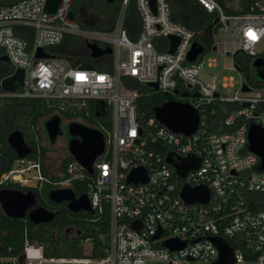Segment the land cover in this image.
Returning <instances> with one entry per match:
<instances>
[{
	"label": "built area",
	"instance_id": "obj_1",
	"mask_svg": "<svg viewBox=\"0 0 264 264\" xmlns=\"http://www.w3.org/2000/svg\"><path fill=\"white\" fill-rule=\"evenodd\" d=\"M75 1L61 0L55 13L45 9L47 0L0 3V51L8 56L13 71L25 72L18 91L3 95L79 107L104 102L105 110L112 109V129L103 130L105 152L94 162L92 173L74 159L58 180L46 174L42 158L32 153L18 158L1 175L0 185L15 183L25 192H36L46 183L55 188L86 183L96 217L109 214V246L104 257L90 253L54 257L42 245L26 240L23 262L20 256L5 257L0 264H220L222 246L231 252L224 264H264V169L248 139L252 123L264 128V80L255 81L259 83L255 88L241 75L233 96L220 90L215 75L211 82L201 80L205 62L217 67L218 60L205 59L209 51L205 46L196 60L188 59L193 44L202 43L194 29L174 18L170 0H155V6L152 0H136V6H131L132 0H114L118 14L110 31L85 29L72 19L69 13ZM196 1L222 23L213 44L217 51L232 60L239 51L253 62L264 58L257 51L264 41V0L242 14H227L217 0ZM130 8L139 15L136 33L129 25ZM20 28L30 29L32 36L22 35ZM170 35L180 39L174 52L169 51ZM68 36L110 46L111 66L104 68L106 55L93 60L59 54L37 57L39 48L54 54L52 49ZM87 61L93 68L81 67ZM230 68L238 70L235 63ZM126 77L147 86L158 83L157 90L149 87L192 104L200 113L198 130L189 135L175 132L154 112L142 119L137 107L142 93L131 88ZM244 83L248 91L243 90ZM227 102L234 107L221 119H212L211 107ZM169 153L194 155L200 165L178 177L167 160ZM139 167L148 180L130 182L132 170ZM185 184L208 188L209 202H186L181 196ZM177 241L185 245L171 247Z\"/></svg>",
	"mask_w": 264,
	"mask_h": 264
},
{
	"label": "trees",
	"instance_id": "obj_2",
	"mask_svg": "<svg viewBox=\"0 0 264 264\" xmlns=\"http://www.w3.org/2000/svg\"><path fill=\"white\" fill-rule=\"evenodd\" d=\"M224 8L227 14H242L250 10L258 0H241L238 9L230 8L226 5V0H217ZM174 18L188 25L197 32L198 40L206 49L213 48V34H208L204 30L210 26L215 18L214 13H210L203 5L196 0H170ZM76 19L80 25L87 29L98 31L112 30L117 14L118 2H109L107 0H76L73 5ZM129 25L134 33L139 26V15L136 8H130ZM176 15H178L176 17ZM67 42V39L64 40ZM63 42V43H64ZM62 43V44H63ZM69 43V42H68ZM85 43V42H84ZM84 47L87 52L86 45ZM74 59V58H73ZM84 59H91L89 51ZM77 60V59H74ZM234 63L241 72H245L247 79L250 78V64L253 63L250 56L242 51L237 52L233 57ZM8 75L13 71L7 68ZM130 83V87L141 91L137 99V107L140 113H146L152 116L154 108L161 106L169 96L155 92L147 85L139 84L134 79L125 78ZM1 81V79H0ZM248 81V80H247ZM5 93L0 84V177L7 170L11 169L18 159L15 150L8 143V136L15 130H20L23 134L27 133L28 121H34L37 115L52 114V116L62 113L68 118H88L91 124L88 125L98 128L103 134L105 127L93 122L96 117L104 121L109 110H103L96 102H89L83 107L74 106L68 102L62 104L57 100H46L41 98H19ZM63 106V107H62ZM234 105L231 103H216L211 108L215 113L211 115L212 119H221ZM97 110L100 114L97 115ZM51 116V117H52ZM31 117V118H30ZM25 136V135H24ZM27 142L33 148V157L40 156L44 158L47 149L41 147L31 135L26 134ZM74 161L72 155L66 158L62 163V172L65 173L70 162ZM52 179L57 178L55 176ZM3 188H20L15 183L0 185ZM53 186L46 183L41 191L37 192L38 203L47 209L55 210L56 218L53 222L34 224L26 218H10L0 206V228L3 233L0 237V259L5 257H19L24 253L26 240L40 244L44 247L47 255L54 257H82L85 256L84 242L91 239L93 246L90 254L95 257H104L109 246V214L106 212L101 218H97L95 211L72 213L64 204H56L49 198V192ZM73 189L77 194H88L86 183L75 182ZM11 264V263H9Z\"/></svg>",
	"mask_w": 264,
	"mask_h": 264
},
{
	"label": "water",
	"instance_id": "obj_3",
	"mask_svg": "<svg viewBox=\"0 0 264 264\" xmlns=\"http://www.w3.org/2000/svg\"><path fill=\"white\" fill-rule=\"evenodd\" d=\"M113 2L114 0H107ZM61 0H47L45 9L50 13H55ZM136 0H132L131 6H136ZM153 6H155V0H152ZM69 16L72 19H76L74 10H71ZM215 26L211 24L204 31L208 34H216L218 29L222 26L217 17L214 21ZM169 40L171 42L170 52H174L177 44L179 43V37L170 35ZM86 48L89 51L91 57H101L111 54L113 52L110 46L106 48L101 47L96 42H85ZM216 46L213 50H216ZM204 51V45L199 42L193 44L192 50L189 53L188 59L194 61L197 56ZM58 54L47 53L44 49L39 48L37 51V57H56ZM69 57L68 55H66ZM73 59L72 57H69ZM0 61H4L10 64V60L6 54L0 52ZM83 68H93L91 62L87 61L82 64ZM256 75L261 80H264V58L259 57L253 62ZM241 71L240 68H238ZM24 70L17 69L10 72L8 75L1 78V88L5 93L17 92L23 85ZM149 86L159 88L158 83H149ZM249 86L244 83L243 90L248 91ZM198 96L199 93H196ZM218 96V94H216ZM103 110H105V103L99 101L97 103ZM244 105H249L248 103ZM100 114V110H97V115ZM154 114L156 118L164 125L169 127L175 132L184 133L186 135L195 133L200 124V113L189 102H181L169 99L161 106L154 108ZM62 118L59 115L50 117L45 121L44 126L48 134L50 142H54L61 129ZM68 133L70 140L68 143V149L72 157L89 172H93V164L96 159L105 152V139L103 133L96 127L90 126L83 122L71 121L68 125ZM249 148L251 151L257 153L261 157L260 168L264 169V128L257 124L252 123L249 129ZM9 145L15 150L18 158H26L33 153V148L30 146L20 130L11 132L7 138ZM169 164L174 168L178 177H185L191 169H197L200 165V159L194 155L187 157H180L174 153H169L167 156ZM148 180L146 171L139 167L132 170L129 181L133 183H141ZM181 196L186 202H202L208 203L210 199V191L204 186L192 187L185 184ZM49 198L58 204L67 203L68 209L71 212L78 213L80 211H91L92 206L87 194L77 196L75 190L72 187L67 188H54L49 192ZM37 196L34 191H23L20 189L3 188L0 189V206L3 212L10 218H26L28 217L31 222L36 225L42 223L53 222L56 218L55 212L47 209L44 206H37ZM160 236V233L157 237ZM170 245V244H169ZM185 242L177 241L171 247H182ZM221 258L219 263L224 264L226 257L231 253L226 246L221 247ZM25 259V255L22 254L19 258L21 262Z\"/></svg>",
	"mask_w": 264,
	"mask_h": 264
},
{
	"label": "rangeland",
	"instance_id": "obj_4",
	"mask_svg": "<svg viewBox=\"0 0 264 264\" xmlns=\"http://www.w3.org/2000/svg\"><path fill=\"white\" fill-rule=\"evenodd\" d=\"M17 1L20 0H0V3L5 4V5H10L13 4ZM241 0H226V5L230 8L233 9H238L240 5ZM89 29V28H87ZM220 35H223V31H220ZM216 34H213V39H216ZM67 42H64L62 45V48H64L65 52L63 54L68 55L69 57H72L74 59H84L87 55L86 49L84 47V42L85 40L83 37L80 36H68ZM68 42H72L71 44ZM257 51L261 52V54L264 56V41L262 44H259L257 46ZM62 55V54H59ZM110 55H106L105 61H104V68L108 69L111 64H110ZM216 58L218 60V66L217 67H209L207 65V62H205L204 67L201 71V74L199 78L203 80L204 82H211L212 81V75H215L217 78V83L219 85V88L221 91H223L225 94L228 96H233L235 92L240 88L242 76L247 79V75L245 72H240L236 69L230 68V66L234 63L232 60V57L227 56L224 53H221L217 50H209L206 52L205 59L207 58ZM93 60V59H92ZM12 68L11 64H8L4 61H0V79L2 76L7 73V68ZM250 78L247 79L255 88L259 87V83L256 82H262V80L257 77L255 73V69L253 67V63L250 64ZM242 75V76H241ZM225 78V80H224ZM222 83H226L227 87L222 88ZM230 84H233V86H230ZM109 113L104 117V121L102 123V119L99 117H96L93 122L96 124H99L100 126L103 125L105 127V131L107 133H110L112 129V109L109 107ZM59 116H61L62 121L64 124L71 122V121H79L87 124H91V120L88 118H68L62 113H58ZM52 114H41L37 115L36 118H34L30 121H28V128L27 133L34 138L38 144H40L41 147H45L47 149L46 155L44 157V168L45 172L49 177H57L54 178L55 180H58L59 177L62 175V163L63 161L70 157L71 154L69 152L68 146L63 138H60L54 142V144H51L48 134L46 132L44 123L46 120H48ZM142 119H146L149 116L146 115V113H141ZM31 118V117H30ZM25 135V138L28 139V137ZM53 186V185H52ZM55 188V186H53ZM52 188V189H53ZM3 233V230L0 228V237ZM93 246V241L91 239L87 240L84 242V249H85V254H89L92 250ZM9 260V259H7Z\"/></svg>",
	"mask_w": 264,
	"mask_h": 264
},
{
	"label": "flooded vegetation",
	"instance_id": "obj_5",
	"mask_svg": "<svg viewBox=\"0 0 264 264\" xmlns=\"http://www.w3.org/2000/svg\"><path fill=\"white\" fill-rule=\"evenodd\" d=\"M1 52V51H0ZM87 52H88V50H87ZM255 69V68H254ZM255 73H256V71H255ZM69 123L70 122H68V123H66V124H64L63 123V121L61 122V129H60V133H59V135H58V137H57V139L56 140H58V139H60V138H63L64 140H65V142H66V144H67V146H68V143H69V140H70V135H69V133H68V125H69ZM56 140L54 141V142H56ZM54 142L52 143L51 142V144H54ZM42 160H43V165H45L44 164V158H42ZM45 169V168H44ZM18 189H20L21 190V188H18ZM54 189V188H53ZM37 192L38 191H34V193L36 194V196H37ZM76 192V191H75ZM77 194V193H76ZM88 195V194H87ZM77 196H80L79 194H77ZM51 200V199H50ZM52 201V200H51ZM53 202V201H52ZM55 203V202H54ZM56 204H58V203H56ZM61 204H64L65 206H66V208L68 209V206H67V203L66 202H64V203H61ZM37 206H41V205H39V203H38V197H37V204H36ZM58 205H60V204H58ZM54 209V208H53ZM53 209H51L52 211H55V210H53ZM69 210V209H68ZM93 210V209H92ZM91 210V211H92ZM70 211V210H69ZM71 212V211H70ZM80 212H87V211H80ZM80 212H78V213H80ZM90 212V211H89ZM72 213H74V212H72Z\"/></svg>",
	"mask_w": 264,
	"mask_h": 264
},
{
	"label": "crops",
	"instance_id": "obj_6",
	"mask_svg": "<svg viewBox=\"0 0 264 264\" xmlns=\"http://www.w3.org/2000/svg\"><path fill=\"white\" fill-rule=\"evenodd\" d=\"M20 32H21L22 35H24L26 37H31L32 36V31L30 29H28V28H20ZM69 43L71 44L72 42H69ZM63 44H60V45L54 47L52 50L55 53H57V54L65 55V54H63V52H65L64 48H62Z\"/></svg>",
	"mask_w": 264,
	"mask_h": 264
}]
</instances>
